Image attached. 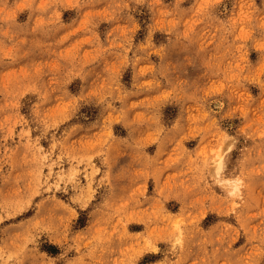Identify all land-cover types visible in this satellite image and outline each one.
I'll return each instance as SVG.
<instances>
[{
	"label": "rangeland",
	"instance_id": "obj_1",
	"mask_svg": "<svg viewBox=\"0 0 264 264\" xmlns=\"http://www.w3.org/2000/svg\"><path fill=\"white\" fill-rule=\"evenodd\" d=\"M0 264H264V0H0Z\"/></svg>",
	"mask_w": 264,
	"mask_h": 264
},
{
	"label": "bare ground",
	"instance_id": "obj_2",
	"mask_svg": "<svg viewBox=\"0 0 264 264\" xmlns=\"http://www.w3.org/2000/svg\"><path fill=\"white\" fill-rule=\"evenodd\" d=\"M216 161V160H215Z\"/></svg>",
	"mask_w": 264,
	"mask_h": 264
}]
</instances>
